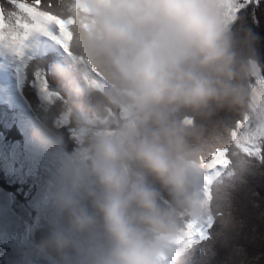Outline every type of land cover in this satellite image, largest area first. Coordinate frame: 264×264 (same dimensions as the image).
I'll list each match as a JSON object with an SVG mask.
<instances>
[{
  "label": "clouds",
  "instance_id": "obj_1",
  "mask_svg": "<svg viewBox=\"0 0 264 264\" xmlns=\"http://www.w3.org/2000/svg\"><path fill=\"white\" fill-rule=\"evenodd\" d=\"M53 4L74 23L69 63L53 72L61 88L44 97L59 119L42 129L67 125L81 147L60 158L38 251L59 264H73L74 248L77 264H183L190 225L232 222L217 154L238 164L240 145L264 129L255 38L232 29L239 0ZM223 110L234 118L213 120Z\"/></svg>",
  "mask_w": 264,
  "mask_h": 264
},
{
  "label": "trees",
  "instance_id": "obj_2",
  "mask_svg": "<svg viewBox=\"0 0 264 264\" xmlns=\"http://www.w3.org/2000/svg\"><path fill=\"white\" fill-rule=\"evenodd\" d=\"M6 8H11L7 0H3ZM232 29L238 38L243 40L250 32L255 38L252 47L256 59L264 74V0L240 8ZM55 50L28 59L23 66L25 74L21 91L29 104V109H22L7 103H0V134L3 142L22 141L19 121L25 119L27 124L42 129L45 117L55 123L59 119V110L55 105L47 104L39 97L37 73L46 76L52 90H59L61 82L53 75L55 69L64 66V61ZM51 68V70H50ZM37 86V87H36ZM234 118L226 110L220 111L213 120ZM51 150L73 153L78 147L71 136V128L67 125H57L51 130ZM51 135V134H50ZM49 140V136L47 135ZM259 155L245 154L238 164L222 169L215 177L220 183L223 198L227 205L228 215L232 222L224 219H214L206 228V238L192 240L183 253V264H264V143L260 145ZM0 187L22 199L26 189L25 184L10 183L5 179L0 169ZM159 187V185H157ZM167 202V193H163ZM52 229L45 225L37 227L30 236V242L38 246L45 240ZM33 260L32 264H59L60 256L54 250H46ZM73 264L82 259L79 249L69 250ZM0 264L5 262L0 258Z\"/></svg>",
  "mask_w": 264,
  "mask_h": 264
},
{
  "label": "rangeland",
  "instance_id": "obj_3",
  "mask_svg": "<svg viewBox=\"0 0 264 264\" xmlns=\"http://www.w3.org/2000/svg\"><path fill=\"white\" fill-rule=\"evenodd\" d=\"M256 1L239 0L238 10ZM35 38L40 42L37 51L30 50L32 46L30 44ZM27 43L28 47L25 50L23 61L11 54L0 55V103H7L8 107L16 105L26 110L29 109V104L21 91V84L24 80L23 63L48 49L58 52L64 61V66L69 63V57L51 36L34 33ZM37 90L39 97L45 101L39 86ZM19 123L22 141L5 143L3 135L0 134V169L5 179L10 183L17 182L27 186L22 199L0 187V258L5 264H32L38 256L43 254L46 257V252H39L37 246L29 239L39 226L47 225L53 228V212L48 200L51 181L59 167L60 158L74 154L81 147L71 130V136L78 144L74 152L51 150L50 147L55 143V140L51 143V131L49 133L27 124L25 119L20 120ZM205 228H207V223H205ZM199 238L195 235L192 240Z\"/></svg>",
  "mask_w": 264,
  "mask_h": 264
},
{
  "label": "snow or ice",
  "instance_id": "obj_4",
  "mask_svg": "<svg viewBox=\"0 0 264 264\" xmlns=\"http://www.w3.org/2000/svg\"><path fill=\"white\" fill-rule=\"evenodd\" d=\"M11 8L4 6L0 0V55L11 54L15 58L23 61L25 50L28 47V39L34 33H44L51 36L69 55V41L72 33L70 25L74 23L73 18L64 19L56 15L53 0H7ZM40 18H43L40 20ZM39 21V22H37ZM20 69H18L19 71ZM36 81L41 93L45 98H51L54 92L49 86L48 79L42 73H37ZM264 81V76L261 77ZM241 122L237 121V125ZM260 137L264 139V129H258L256 133L249 135L240 147L247 155H259L261 153ZM230 159L226 150L220 151L212 165V168L219 170L230 166ZM214 218L209 217L207 226H211ZM188 243H192V238L198 235L201 239L206 238L205 224L193 227L189 226Z\"/></svg>",
  "mask_w": 264,
  "mask_h": 264
},
{
  "label": "bare ground",
  "instance_id": "obj_5",
  "mask_svg": "<svg viewBox=\"0 0 264 264\" xmlns=\"http://www.w3.org/2000/svg\"><path fill=\"white\" fill-rule=\"evenodd\" d=\"M33 44H35V45H33ZM36 44L38 45L37 47H36ZM30 45H32V46L30 47V50L37 51V50L39 49V47H40V42H39V40H38L37 38H35V40L32 41V43H31ZM33 47H36V48H35V49H32ZM29 53H30V52H29ZM30 55H31V54H30Z\"/></svg>",
  "mask_w": 264,
  "mask_h": 264
}]
</instances>
